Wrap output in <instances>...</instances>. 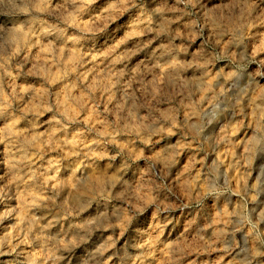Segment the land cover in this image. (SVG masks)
I'll use <instances>...</instances> for the list:
<instances>
[{"label": "clouds", "instance_id": "clouds-1", "mask_svg": "<svg viewBox=\"0 0 264 264\" xmlns=\"http://www.w3.org/2000/svg\"><path fill=\"white\" fill-rule=\"evenodd\" d=\"M139 4L0 0V264H264V0Z\"/></svg>", "mask_w": 264, "mask_h": 264}, {"label": "rangeland", "instance_id": "rangeland-1", "mask_svg": "<svg viewBox=\"0 0 264 264\" xmlns=\"http://www.w3.org/2000/svg\"><path fill=\"white\" fill-rule=\"evenodd\" d=\"M138 6L141 9H146L147 5L139 4V0H137ZM155 4L156 9L159 13H162L164 16L171 17L173 15L172 12L167 11L168 9H171L174 4V0H148V4ZM133 9H129L127 12H122L121 15H130L133 13ZM151 19L154 24L161 23L160 20L157 19L156 15H152V9L147 10V15L143 17V19L137 15L135 23H143L144 20ZM119 19V17H117ZM129 36L132 39H137L135 32H130ZM142 38V37H140ZM35 53V49L33 50ZM261 55H264L262 53ZM259 73V70H258ZM261 195H264V192L260 193ZM2 210V208H0ZM232 205L226 204L223 208H217L214 215L212 216L210 220L209 228L211 229L212 225H221L222 221L227 222L229 215L232 213ZM202 256L207 257L206 264H245V261L241 260L239 256L235 257V259L228 260L226 259L222 253L218 252L216 248H207L204 251L200 253ZM153 259V257H148L143 261V264H149V260ZM137 264H140L139 261H137ZM160 264H165V261L163 259L160 260Z\"/></svg>", "mask_w": 264, "mask_h": 264}]
</instances>
